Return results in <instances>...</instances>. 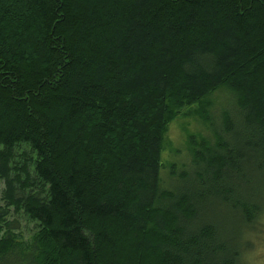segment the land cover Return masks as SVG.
I'll list each match as a JSON object with an SVG mask.
<instances>
[{"label":"trees","instance_id":"trees-1","mask_svg":"<svg viewBox=\"0 0 264 264\" xmlns=\"http://www.w3.org/2000/svg\"><path fill=\"white\" fill-rule=\"evenodd\" d=\"M263 215L264 0H0V264H243Z\"/></svg>","mask_w":264,"mask_h":264},{"label":"rangeland","instance_id":"rangeland-1","mask_svg":"<svg viewBox=\"0 0 264 264\" xmlns=\"http://www.w3.org/2000/svg\"><path fill=\"white\" fill-rule=\"evenodd\" d=\"M210 101L211 107L210 112L215 117L217 122H219V114L223 108L232 109L233 99L231 94L226 89H218L212 93L207 99ZM194 108V107H193ZM193 116L183 117L175 119L168 128L166 134V140L164 141V147L161 152V162L162 164H168L171 162L180 163V161L186 160V150H185V137L186 132H195L199 129ZM161 177L165 181L167 180V168H164L161 172ZM163 180V181H164ZM264 216V215H263ZM262 216V220L264 217ZM18 223L16 231L22 232L25 237L31 234L32 223H28L23 220L22 217H18ZM244 260L243 264H262L264 263V238L258 240V242L253 247L249 255L242 258Z\"/></svg>","mask_w":264,"mask_h":264}]
</instances>
